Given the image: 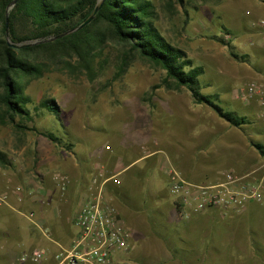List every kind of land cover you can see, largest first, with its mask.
I'll list each match as a JSON object with an SVG mask.
<instances>
[{"label": "rangeland", "instance_id": "374dc122", "mask_svg": "<svg viewBox=\"0 0 264 264\" xmlns=\"http://www.w3.org/2000/svg\"><path fill=\"white\" fill-rule=\"evenodd\" d=\"M152 1L158 14L156 25L164 37L185 51L193 66L203 68L199 78L201 93L218 95L216 104L245 117L247 124L233 127L210 108L195 104L188 92L175 93L160 87L162 70L134 62L116 77L119 53L117 46L109 42L98 52L93 82L84 74L58 71L29 84L27 94L32 99L34 122L28 127L36 130L16 131L11 126H0V152L6 157V166H0V190H15L18 185L33 182L52 188L59 197L69 189L70 199L74 185H89L96 172L103 169L109 179L107 192L131 229L132 239L140 230L154 241L159 237L154 232L158 231L169 234V244L174 242L183 248L173 238L169 212L174 203L180 218L187 213L169 192L170 172L193 183L217 179L227 170L264 176V155L252 145L259 144L264 151V2L220 0L215 4L183 0L172 13L161 0ZM251 84L257 85L259 92L243 96ZM43 99L54 100L57 116L38 107ZM50 133L58 140H49ZM67 145H72L70 150ZM151 154L164 164L160 173L153 172L155 167L151 169L148 190H143L139 174L146 168L139 158ZM115 157H120L125 166L135 161L128 174H118L123 165L116 169ZM55 173L67 177L69 183L64 191L53 180ZM150 185L155 193L149 191ZM75 204L71 203L73 210ZM2 205L3 202L0 264H17L22 252L41 247L45 238L27 219L31 212L28 206L19 215ZM50 206L44 208V221L49 218ZM69 208L63 206V214ZM205 211L215 218L209 224L210 248L203 255L207 264H264V223L259 219L252 222V218L264 217V204L255 214H244L245 221L234 217L243 212L221 217L214 209ZM35 222L48 228L43 222ZM49 222L57 225L51 218ZM177 225L183 235L192 228L182 219ZM73 230L76 232L74 227ZM241 231L252 250L240 244L239 255L232 246ZM250 238L256 242L251 243ZM190 247L179 254L180 264L200 260L201 256L189 253Z\"/></svg>", "mask_w": 264, "mask_h": 264}, {"label": "trees", "instance_id": "16d2710c", "mask_svg": "<svg viewBox=\"0 0 264 264\" xmlns=\"http://www.w3.org/2000/svg\"><path fill=\"white\" fill-rule=\"evenodd\" d=\"M12 1L0 0V126L35 131V127H28L34 122L30 109L33 103L27 94L29 84L58 71L84 74L93 82L97 77L98 52L109 42L117 46L119 53L116 77L134 62L162 70L164 77L160 87L175 93L188 92L195 104L210 108L233 127L247 124L245 117L216 104L218 95L201 93L199 78L204 73L203 68L193 66L185 51L164 37L156 25L158 14L152 0H103L94 19L80 31L52 42L21 48L10 47L7 43L6 15L10 42L18 44L75 28L90 16L98 0H18L7 13ZM161 2L172 13L176 4H183V0ZM38 107L58 115L53 99L41 100ZM47 138L58 140L51 133ZM252 145L264 155L261 145ZM71 146L67 145L68 150ZM5 159L0 152L1 167L6 166Z\"/></svg>", "mask_w": 264, "mask_h": 264}, {"label": "built area", "instance_id": "2783aa9c", "mask_svg": "<svg viewBox=\"0 0 264 264\" xmlns=\"http://www.w3.org/2000/svg\"><path fill=\"white\" fill-rule=\"evenodd\" d=\"M259 92V87L251 84L243 96ZM53 180L64 191L68 183L65 175L55 173ZM103 169L91 178L88 190L81 196L78 210L72 218L76 236L67 247H58L52 254L54 264H130L127 254L131 247L133 233L124 223L117 206L107 192V182ZM169 192L176 197L180 207L195 204L196 211L214 209L221 217L227 213H241L249 202L264 201V176L255 173L237 174L233 170L224 171L219 178L193 183L181 178L175 171L168 177ZM20 195L21 189H15ZM5 196L0 195V204ZM33 220L34 214L27 216ZM43 237L52 241L48 228L35 224ZM49 253L41 248L22 252L20 264L30 262L40 264L48 259Z\"/></svg>", "mask_w": 264, "mask_h": 264}, {"label": "crops", "instance_id": "0c3cea01", "mask_svg": "<svg viewBox=\"0 0 264 264\" xmlns=\"http://www.w3.org/2000/svg\"><path fill=\"white\" fill-rule=\"evenodd\" d=\"M155 155L156 154L145 155L139 158L140 160L142 159L145 162L144 167L146 168V170L143 172L142 175L141 173L139 174V176L143 178V180L140 182V185L142 184L144 186L143 190L144 189L148 190L147 189L148 178H150L152 175L151 169L155 167L153 172L160 173L162 165L164 164L162 163V160L159 157H156ZM139 159H137L136 162H138ZM121 160L122 159L120 157H115L113 159V166L117 169L120 167V165H123V169H121L118 174H125L131 169L135 161L129 162L125 166L123 162L120 163ZM147 165L148 167H146ZM77 182H79V178L77 179ZM87 185L88 183L87 184L78 183L74 186L72 185L73 192L70 195L72 197V198L70 197V199H68L70 193L69 189L67 193L65 194L63 193L64 195L62 194L61 197H59V195L58 196L56 195V191H53L52 188L44 186L43 184L38 185L33 182L31 183L28 182L24 186L18 185L15 189L20 188L22 190L20 195L15 193L16 191L11 190L10 188H4L0 190V195L5 196V200L2 206L9 207L12 211L17 212L19 215H23L22 209L28 206L31 212H33L35 216V221L43 222V224L46 227L51 229L52 241L43 239L44 242L41 243L40 245L41 247H37L46 250L50 256L48 257L47 260H45L40 264H54V261L52 259V254L56 253L58 247L60 246L67 247L71 243V241L75 238L76 232L73 230L72 218L78 208V203L81 196L88 190L89 185L88 186ZM152 187L154 186L153 185L149 186L150 188L149 191L155 193L156 190L153 189ZM155 188L157 189V187ZM158 188H160V185H158ZM129 189L127 188L128 192ZM50 198L52 199V206H50V201H51ZM72 202L76 203L75 210L71 208ZM54 203H56V205H54ZM263 204L264 203L260 204V203L249 202L246 205V208L243 211V213H241L242 215L239 214L241 216L238 217V215H236L234 217L236 219L242 217L241 219L245 221L246 216L244 214L246 213H249V215L250 213L255 214L256 213L255 210L261 208ZM68 205L70 207L69 210H66V214H63L62 212L63 206L65 207ZM49 206L51 207L49 218L57 222L56 226L52 225L49 222V218L46 221L43 220L45 209ZM183 208L184 210L183 209L182 210L187 213V216L183 218L179 217L178 211H176L177 209L175 208L174 203H173V209H171V211L169 212V220H170V224L172 225L170 229L173 228V238H177L180 245H183V243H185L186 247L191 246L190 247L191 251L189 253L192 254L193 256H197V255L201 256L200 260H198L196 264H207V261L203 259L204 257L203 255L210 248V243H209L210 239H209L208 230H209V224L211 218L215 219L213 217L214 215L212 216L213 213L211 214L209 211H200V212L196 211L194 203H190ZM37 214L38 215L40 214V217L42 218L39 219V216H37ZM180 219H182L186 225H189V228L192 227L188 235H183L181 233L182 229L177 225L180 222ZM256 219H259V223L260 222L264 223L263 221L264 217H260V218L257 217L255 219L252 218V222L255 221ZM29 221L34 225L37 223L33 220L32 221L29 220ZM248 222L252 224V222H250L249 219ZM31 230H32V235H35V232H33V228ZM154 233L159 235V237L156 236L157 239L155 238L154 241H151L152 239H149V237L147 236L148 235L147 232L137 230V235L135 237L136 239L134 238L131 240V247L127 254L129 262L131 264H180L179 254L183 252V248L182 247L179 248L177 245H175L174 242L173 244H169L170 243L169 239L166 238L169 236V234L167 236L165 234L158 233V231H155ZM244 234L245 233L243 231H241L240 234H237V237H235L237 241H235L234 245L232 246V248L235 251L234 253L239 255L241 254L239 253V249H238L240 248V244L245 249H248V251L252 250L251 248L248 247L249 243L245 238ZM255 240H256L255 238H250V242L252 241L253 243H255L256 242ZM163 243L165 244V247ZM258 248H262V246H258ZM17 264L20 263L18 262ZM24 264H32V263L26 262Z\"/></svg>", "mask_w": 264, "mask_h": 264}, {"label": "water", "instance_id": "95a60500", "mask_svg": "<svg viewBox=\"0 0 264 264\" xmlns=\"http://www.w3.org/2000/svg\"><path fill=\"white\" fill-rule=\"evenodd\" d=\"M17 2H18V0H13L10 3L9 8L7 9V13ZM102 2H103V0H98L97 1V5L95 6V8H94L93 12L90 14V16L86 20H84L82 23H80L78 26H76L75 28H73L71 30H68V31H65V32H63L61 34H58L56 36H52V37H48V38H44V39H40V40H35V41H30V42L18 43V44H14V43L10 42L9 32H8L9 21H8V16L6 15L5 36H6L7 43H8V45L10 47L21 48V47H24V46H30V45H34V44L52 42V41L60 39V38H62L64 36H67V35L73 34L75 32H78L81 29H83L85 26H87L94 19L96 13L100 9V6H101Z\"/></svg>", "mask_w": 264, "mask_h": 264}]
</instances>
